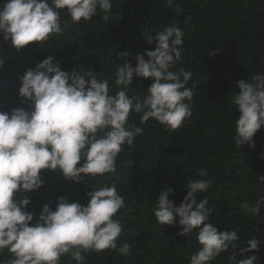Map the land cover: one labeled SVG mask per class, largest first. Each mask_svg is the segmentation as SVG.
<instances>
[{
	"label": "clouds",
	"instance_id": "obj_1",
	"mask_svg": "<svg viewBox=\"0 0 264 264\" xmlns=\"http://www.w3.org/2000/svg\"><path fill=\"white\" fill-rule=\"evenodd\" d=\"M166 3L175 6L174 0ZM112 7V0H5L0 5V35L17 50L32 42L42 45L67 28V24L61 27V10L73 23L91 20L98 10L109 22ZM175 10L181 11L179 7ZM183 36L176 24L148 35L146 41L154 45L153 50L131 57L135 67L127 59L123 66H115L114 80L91 70L62 71L52 56L19 77V95L29 101V110L0 112V252L11 254L0 264H60L65 255L76 264H85L84 254L89 251L130 255L129 243L118 245L124 229L114 217L125 201L114 184L93 188L86 194L85 206L61 196L55 209L45 204L35 219L25 211L30 199L17 198V193L38 190L44 183L41 170L58 171L65 179L82 183L88 176L115 173L123 146L131 147L144 131L129 123L131 113L140 114L141 124L154 120L171 130L182 127L192 116L194 95L187 87L192 73L183 68L172 70L181 59ZM127 57L130 53L117 52V59ZM134 75L152 80L142 99L129 96ZM110 80L118 86L115 90ZM236 85L239 91L231 98L238 114L233 142L238 148L245 143L251 147L254 134L264 127V74H253ZM206 175L204 169L199 170V176ZM258 181L264 182V176H258ZM212 186L210 179L189 180L179 206L169 199L174 189L162 190L155 200L153 214L159 225H173L179 217L178 234H195L199 247L190 255L189 264H212L230 247L241 244L236 230L218 232L213 226L209 218L214 210L207 197L197 203L199 194ZM262 204L264 196L254 204L244 201L241 209L258 216ZM260 243L257 237L248 239L240 255L259 251ZM228 259L233 264L257 261L256 256L237 260L231 255Z\"/></svg>",
	"mask_w": 264,
	"mask_h": 264
},
{
	"label": "trees",
	"instance_id": "obj_2",
	"mask_svg": "<svg viewBox=\"0 0 264 264\" xmlns=\"http://www.w3.org/2000/svg\"><path fill=\"white\" fill-rule=\"evenodd\" d=\"M3 3L5 0H0V5ZM112 3L109 22L98 10L91 20L73 23L61 10V27L67 24V28L42 45L32 42L17 50L0 35V112L29 110V101L19 95V77L43 59L54 57V63L68 73L91 70L114 80L115 66H123L127 59L135 67L131 57L153 50L154 45L146 41L148 35L155 36V32L176 24L184 36L181 59L172 70L183 68L192 73L187 84L194 93L192 116L182 127L171 130L154 120L141 124L140 114L131 113L129 123L144 131L131 147L123 146L115 173L88 176L82 183L65 179L58 171L41 170V187L17 193V198L30 199L25 211L35 219L45 204L55 209L61 196L85 206L89 200L86 194L93 188L114 184L125 201L114 217L124 229L118 245L129 243L131 253L123 257L113 250L89 251L84 254L85 264H189L190 255L199 247L195 234H178L179 217L173 225H159L153 208L162 190L174 189L169 199L179 206L189 180L210 179L212 188L200 193L197 203L207 197L214 210L209 218L213 226L218 232L236 230L241 243L212 264H233L228 259L231 255L237 260L256 256V264H264V204L258 216L241 209L244 201L254 204L264 196V182L258 181V176H264V127L254 134V146L245 143L236 147L233 137L238 114L231 102L239 91L237 81L264 74V0H174L172 8L166 0ZM117 52H128L130 57L117 59ZM151 83L150 78L134 75L129 96L142 99V92ZM110 86L113 90L118 87L111 80ZM200 169L206 171L205 177L199 176ZM253 237L261 242L259 251L242 257L240 248ZM10 256L7 250L0 252V261ZM60 264L76 262L65 255Z\"/></svg>",
	"mask_w": 264,
	"mask_h": 264
}]
</instances>
